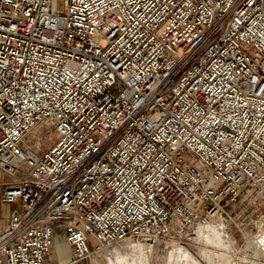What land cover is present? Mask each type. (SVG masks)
<instances>
[{"label":"built area","instance_id":"obj_1","mask_svg":"<svg viewBox=\"0 0 264 264\" xmlns=\"http://www.w3.org/2000/svg\"><path fill=\"white\" fill-rule=\"evenodd\" d=\"M59 1L0 0V264L236 218L264 260V0Z\"/></svg>","mask_w":264,"mask_h":264},{"label":"rangeland","instance_id":"obj_2","mask_svg":"<svg viewBox=\"0 0 264 264\" xmlns=\"http://www.w3.org/2000/svg\"><path fill=\"white\" fill-rule=\"evenodd\" d=\"M63 5V1L60 0L58 2V6L61 8ZM53 132V131H52ZM54 139H51L46 145L43 146L44 149L48 148L52 145ZM12 179V176L3 173L0 177L1 181H9ZM236 224L232 223L229 225V223H221L219 231L222 232L224 235V241L221 247V251H224L229 254L230 262L228 264H249L248 262L255 263V264H264L263 260H258L259 256H251L247 244L248 239H246V235L242 236V232L240 228L238 227V223L241 221L240 218H236ZM203 222V221H202ZM205 223V222H203ZM249 231V232H254ZM175 238H179L178 242L187 247L194 256L200 258L204 264H212L209 262L206 257H204L201 254L202 248L209 246L211 248H214V245L206 243V241L188 237L186 235L178 236L177 235H169L167 238H161L159 242L152 244L151 248L146 251V264H178V249L177 245L174 244ZM242 239L245 240V244L241 246V243H243ZM232 243L233 248H228L227 245L229 243ZM136 243V242H133ZM174 244V245H173ZM176 245V246H175ZM126 243H122L120 245H115L112 247L107 248L104 251H97L91 258L84 259L82 261H79V264H114L117 261V257L119 255L126 256L127 250ZM175 248V249H174ZM65 249H63L64 251ZM129 251L131 250L128 249ZM136 250V249H135ZM174 250V252H172ZM138 253V250H136Z\"/></svg>","mask_w":264,"mask_h":264},{"label":"bare ground","instance_id":"obj_3","mask_svg":"<svg viewBox=\"0 0 264 264\" xmlns=\"http://www.w3.org/2000/svg\"><path fill=\"white\" fill-rule=\"evenodd\" d=\"M220 225L221 223L217 221H210L208 223L198 222L187 233H185V235L188 237L197 238L206 241V243L214 245V248L206 246L202 248V250L200 251L201 254L204 257H206V259L212 264H228L230 262L229 254L224 251H221V248H219L222 246V244H224L223 243L224 235L222 234L221 231L218 230L221 228ZM249 231L248 232L245 231L244 234L246 235V239H248V244H247L248 250L249 252H251V246L256 236V230L254 232H249ZM178 240L179 238H175L174 240L175 242L174 244L177 245L175 246L178 249L177 251L178 264H204L200 258L194 256L192 252L187 247L181 245L178 242ZM133 242L134 241L124 242L126 243V245H128V247L125 246L127 250V255L123 257L122 255H119L116 258L117 261L114 264H146L147 261L146 251L151 248L152 244L141 241L140 242L136 241V243ZM109 247L112 246L103 247L98 251L99 252L104 251ZM227 247L233 248L232 243L230 242L227 245ZM128 249H130L131 251H129ZM135 249L138 250V253ZM172 252H174V250ZM255 252H259V250H255ZM65 264H70V263H68L67 260Z\"/></svg>","mask_w":264,"mask_h":264},{"label":"crops","instance_id":"obj_4","mask_svg":"<svg viewBox=\"0 0 264 264\" xmlns=\"http://www.w3.org/2000/svg\"><path fill=\"white\" fill-rule=\"evenodd\" d=\"M3 173H5V172H3L0 169V177ZM0 182H5V181L0 180ZM3 192H4V188L2 186H0V227L7 222V219L9 217L11 211L18 206L16 204L15 205L14 204H6L3 201ZM64 249L65 250L61 252V257L56 258L55 264H65L67 262L68 256H67L66 248H64ZM75 264H79V262H77Z\"/></svg>","mask_w":264,"mask_h":264}]
</instances>
